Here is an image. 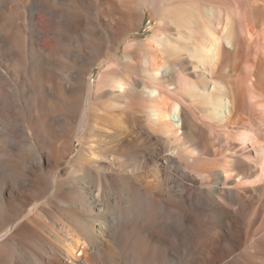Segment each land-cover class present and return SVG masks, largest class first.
Masks as SVG:
<instances>
[{
  "label": "bare ground",
  "instance_id": "1",
  "mask_svg": "<svg viewBox=\"0 0 264 264\" xmlns=\"http://www.w3.org/2000/svg\"><path fill=\"white\" fill-rule=\"evenodd\" d=\"M0 174V264H264V0H0Z\"/></svg>",
  "mask_w": 264,
  "mask_h": 264
},
{
  "label": "rangeland",
  "instance_id": "2",
  "mask_svg": "<svg viewBox=\"0 0 264 264\" xmlns=\"http://www.w3.org/2000/svg\"><path fill=\"white\" fill-rule=\"evenodd\" d=\"M43 1H45V0H43ZM145 10H146V18H145V20H144V23H143V26L141 27V29L139 30V31H134L124 42H123V44H122V48L124 47V44L127 42V41H129V40H131V39H143V37H146V34H145V32H147V31H149V30H151L152 29V27L156 24V19H155V15H154V13H153V10L151 9V7H150V5L149 4H147L146 3V5H145ZM83 11H85V10H83ZM86 12V11H85ZM39 27V26H38ZM57 30H58V32L60 31V33H68L65 29H63V27H61L60 25H58L57 26ZM40 29H42V28H40ZM60 29H63V30H60ZM66 31V32H65ZM138 32V33H137ZM69 36H71L72 35V33L70 32V34H68ZM142 36V37H141ZM56 45V44H55ZM72 46L71 44H69V43H61V44H58V45H56V46H58V47H55L54 48V52H48V51H46V49H44V48H41L40 47V51L41 52H43V53H46L48 56H50V57H52L53 59H55V60H57V58H59V57H63V59L66 61L67 60V56H66V54L65 53H63V51L60 49V48H66V47H70V46ZM122 48L117 52V53H112V52H110V51H108V56H109V61H114V56H119V55H121V51H122ZM57 49V50H56ZM56 50V51H55ZM62 51V52H61ZM54 54V55H53ZM116 54V55H115ZM114 55V56H113ZM111 56H112V58H111ZM104 58V56H102L101 57V59H103ZM55 60H53V61H55ZM69 60V59H68ZM99 60H96V63H93V64H90V65H86V68H89V67H91V72H90V74H89V81L90 82H92L94 79H95V77L97 76V74H98V72L101 70V64H99V62H98ZM102 63H105V60H103L102 61ZM1 69H3V68H1ZM128 71H127V69L125 68L124 69V71H123V74H126ZM57 102V101H56ZM58 105V106H57ZM57 107L56 108H58V111H60V104L57 102ZM62 108V107H61ZM173 118L174 119H176V116H175V114H173ZM83 145V143H81V142H79V141H76L75 142V147H74V150H73V152L68 156V157H66L64 160H63V163H56L55 164V166H56V172L57 173H59L61 176H62V171H61V169H62V167H64L65 165H67V164H69L74 158H77V156H78V152L81 150V146ZM93 157H94V159H98V157L96 156V155H93ZM95 157H97V158H95ZM85 161H87V160H85ZM90 161V163L91 164H94V162H92V160H89ZM89 161H87L88 163H89ZM94 161V160H93ZM89 166H90V164H89ZM92 166V165H91ZM1 179H3V175L2 174H0V180ZM48 194H50V193H48ZM48 194H46V196L48 195ZM73 197V196H72ZM44 198H42L41 200H39L38 202H40V201H42ZM37 201H32L29 205H28V207L27 208H31L32 207V205L33 204H35ZM112 235H114L115 237H116V235H117V237H119V241H120V243H121V245H119L118 247H113V249H111V250H109V253H112V255L110 254L109 255V257L108 256H104L105 258H103V262L104 263H101V264H122L123 263V260L125 259L126 260V255H125V252L128 254V251H131V250H133V239H132V236H130V235H128L125 231H123V230H121V229H113L112 230V233H111ZM126 234V235H125ZM123 238H124V240H123ZM126 238V239H125ZM130 239V240H129ZM125 240H126V242H125ZM128 240V241H127ZM170 241L169 242H167V244H170V242L172 243V240L171 239H169ZM132 241V242H131ZM168 241V240H167ZM123 242H124V244H123ZM131 245H130V244ZM153 243V244H152ZM123 244V245H122ZM130 246V248H129V246ZM149 245V246H148ZM120 247V248H119ZM144 248H148L151 252H153L154 250L157 252H153L154 254H155V256L152 258V260H154V261H151L150 260V262H153L154 264H168L164 259H159V257H157V254H158V249H157V246H156V244L153 242V241H147V243H145V245H143V247L142 248H140V250H144ZM129 249V250H128ZM154 249V250H153ZM111 251V252H110ZM112 257V259H111V257ZM115 256V257H114ZM155 258V259H154ZM121 259V260H120ZM143 258H138V262L136 261L135 262V264H144L145 263V261L144 260H142ZM157 259H159V260H157ZM114 260V261H113ZM124 260V261H125ZM107 261V262H106ZM112 262V263H111ZM116 262V263H115ZM144 262V263H143ZM164 262V263H163ZM152 263V264H153Z\"/></svg>",
  "mask_w": 264,
  "mask_h": 264
}]
</instances>
